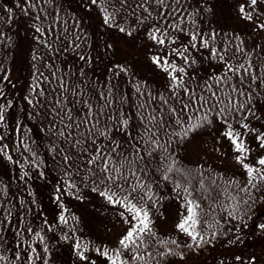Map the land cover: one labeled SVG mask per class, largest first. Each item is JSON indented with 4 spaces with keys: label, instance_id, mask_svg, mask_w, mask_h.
Listing matches in <instances>:
<instances>
[{
    "label": "trees",
    "instance_id": "trees-1",
    "mask_svg": "<svg viewBox=\"0 0 264 264\" xmlns=\"http://www.w3.org/2000/svg\"><path fill=\"white\" fill-rule=\"evenodd\" d=\"M206 137L256 171L193 161ZM261 137L264 9L251 0H0V264L81 253L112 264L117 252L116 264H176L205 241L259 245ZM125 196L151 229L128 248L120 240L138 220ZM189 201L197 239L184 243L160 224L177 213L179 225ZM102 212L125 221L113 240Z\"/></svg>",
    "mask_w": 264,
    "mask_h": 264
},
{
    "label": "rangeland",
    "instance_id": "rangeland-1",
    "mask_svg": "<svg viewBox=\"0 0 264 264\" xmlns=\"http://www.w3.org/2000/svg\"><path fill=\"white\" fill-rule=\"evenodd\" d=\"M256 5L260 11L264 9L262 7V2L259 4L256 3ZM224 142L225 141H221L220 138L215 137L198 138L193 142V146L188 149V155L193 161L205 159L209 160V158H211L214 160L213 164L225 167L227 170L245 172L247 169L239 165L240 160L236 158L235 153L232 150L227 149V146ZM254 151L255 155L258 157L264 153V147H259ZM254 153H248L245 157H242L244 160L250 161L253 167L257 165L254 158L251 156L254 155ZM179 215L177 213H173L172 220L169 219L166 222L164 221L160 225L166 229L165 232L167 234L171 233L170 235L172 236H174V234H179L181 242L187 243L189 240H192V237L187 232L182 231L177 227V216ZM97 216L103 217L111 227V229L108 230L100 229L102 233L108 234L105 237L107 240H113L116 235L124 230L123 226L125 225V221L123 220V217L117 212H102ZM172 216L170 215V218ZM181 216H184L186 219L188 216V211L182 213ZM106 231H108V233ZM261 235L264 237L263 232ZM239 237L240 236L238 235L236 238H232L231 241L228 240V242L224 241L222 238H219L213 242L205 241L201 244L198 243L188 254L186 253L182 257L178 256L176 258V264H264L263 237L261 244L255 245L251 248L249 246L246 248H240V243L236 241V239ZM247 243L249 244L250 242L248 241ZM62 258L63 259H61L60 262L62 261L64 264H109L103 262V260H101L99 257L97 258L92 255H88L86 259H82L78 261V263H76V260L71 259L69 255H64Z\"/></svg>",
    "mask_w": 264,
    "mask_h": 264
},
{
    "label": "snow or ice",
    "instance_id": "snow-or-ice-1",
    "mask_svg": "<svg viewBox=\"0 0 264 264\" xmlns=\"http://www.w3.org/2000/svg\"><path fill=\"white\" fill-rule=\"evenodd\" d=\"M92 3L93 4L97 3V0H92ZM256 3H257V0H251V4L252 5H255ZM240 11L242 13L244 12V7L243 6L241 7ZM110 18H111L110 14L106 13V15L104 17V20H105L106 24L109 23ZM120 31L123 32L124 29L121 28ZM153 38L155 39L156 37L153 36ZM196 38L197 37L195 35L192 36V40H196ZM163 42H164L163 40H160V43H163ZM81 59H83V57H81ZM185 60H187V58H185ZM154 62L157 63V64H160L161 61H160L159 58H154ZM165 63H167V62L165 61ZM165 70H167V69H165ZM173 71H175L174 67H173ZM180 71L183 72L184 69L181 68ZM229 71H232L231 67H229ZM172 78H173V80L176 79V77H174V76ZM213 95H215V94H213ZM184 107L187 108L188 105H185ZM221 111H223V109ZM205 119H207V118L205 117ZM209 123H210V121H209ZM125 124H127V121H125ZM193 127H195V126H193ZM192 130H193V128L184 129V135L186 136L187 133L189 131H192ZM226 135H228L230 138H232L233 143L236 145V148H237L238 151H240V152L245 151V149L243 147V142L242 141L237 142L236 138L233 137V133L231 131H228L226 133ZM260 139L262 141H264V137H261ZM262 146H264V143H262ZM9 159H10V157H9ZM89 163H92V161H89ZM109 163H110L109 160H105V167H104V171L105 172H108V170H109V167H108ZM258 163L260 165H264V158L260 159L258 161ZM244 167L247 169L249 176H251L252 173L254 171H256V169L251 168V167H249L246 164L244 165ZM115 171L118 172L119 169H115ZM133 175H135V173H133ZM108 178L112 179L113 177L109 176ZM118 178L119 177H117V179ZM165 178H167V177H165ZM261 179H264V177H261ZM133 191H135V189H133ZM113 195H115V194H113ZM129 195H131V193H129ZM108 199L111 201L112 200V196H109ZM123 200L128 201V203L125 205V207L127 208V210L129 212L134 213V217L133 218L138 220V224L135 227H133L132 230L128 231L127 234L120 240L121 246H123L124 248H128L130 243L135 244L136 243V239H138L141 234L149 232V231H151V229H150V220H149L148 212L145 209H143L142 207H138L136 204L132 203L131 200L128 199V196L123 197ZM116 202L120 203L121 201L117 200ZM188 204H189V207L187 209L188 216L177 227L179 229H181L182 231L187 232L190 236H192V239L195 241L197 239V236L193 235L192 231H189V227H192L194 229L195 224H196V219H195L196 213L194 211V207L192 206L193 202L189 201ZM196 207H198V205H196ZM60 219L63 220L64 217L61 216ZM189 221H191V225L189 227H186V225H188ZM261 227H264V225H262ZM200 239L203 240V237L201 236ZM76 247L79 248L80 244L77 243ZM104 255H107L106 251L104 252ZM80 256H81V259H86V257L82 253L80 254ZM0 259H2V257H0ZM109 259H112V258L110 257ZM116 259H119V252H117ZM116 259H112V264H116Z\"/></svg>",
    "mask_w": 264,
    "mask_h": 264
}]
</instances>
